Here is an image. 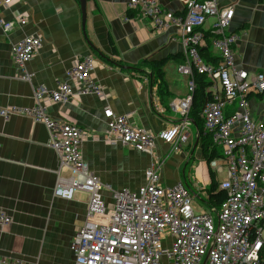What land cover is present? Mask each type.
<instances>
[{
  "label": "crops",
  "instance_id": "obj_1",
  "mask_svg": "<svg viewBox=\"0 0 264 264\" xmlns=\"http://www.w3.org/2000/svg\"><path fill=\"white\" fill-rule=\"evenodd\" d=\"M128 1L86 0L84 31L100 55L84 39L79 0H11L6 7L0 2L1 21L25 20L22 25L13 24L6 34L0 28V110L33 106V87L55 90L68 79L74 60L90 54L95 65L93 77L105 98L81 95L65 104H49L45 113L52 120L81 129L80 154L103 185L100 195L104 203H112V191L136 190L145 183L147 168L161 162L158 174L162 186L182 184L195 209H210L215 215L207 204V189L211 174L217 183L219 174L209 163L221 158V150L203 124V132L220 154L209 162L192 119L178 149L156 139L149 155L105 140V106L115 115L126 116L133 126L157 134L177 124L180 117L171 110L170 102L188 93L190 77L177 71L185 58L176 39L178 27L169 24L156 33L150 20L127 9ZM154 1L174 16H183V0ZM229 5L234 9L226 31L238 35L232 46L234 67L250 74L264 73V0H217L219 8ZM32 35L40 37L41 45L25 63L31 74L26 81L20 78L10 50L11 44ZM206 47L201 49L218 57L208 42ZM247 103L251 118L264 123V92L249 93ZM236 109L237 102L232 101L223 113L231 115ZM199 116L201 119V113ZM48 140L45 126L28 116H0V212L11 218L8 225L0 227V256L28 264H72L70 244L83 224L87 195L77 192L72 200L53 196L57 161L53 149L46 145Z\"/></svg>",
  "mask_w": 264,
  "mask_h": 264
},
{
  "label": "built area",
  "instance_id": "obj_2",
  "mask_svg": "<svg viewBox=\"0 0 264 264\" xmlns=\"http://www.w3.org/2000/svg\"><path fill=\"white\" fill-rule=\"evenodd\" d=\"M10 1L0 0L4 7ZM126 6L138 18L150 20L156 33L169 24L178 27L176 39L185 58L177 71L190 77L188 93L170 102L171 110L180 117L177 124L157 134L133 126L126 116L115 115L105 106L106 142L128 145L149 155L156 139L178 149L186 140L190 121L192 78L194 73L204 75L210 100L203 106L202 124L212 143L221 148V158L211 160L209 167L222 175L218 186L226 197L215 215L209 209H195L182 184L164 187L159 183V162L147 168L144 184L134 191H112V203L106 205L100 195L103 185L80 154L81 129L52 120L45 113L49 104H65L81 95L105 98L93 77L92 56L78 57L68 70V79L55 90L33 87V106L0 110L4 119L25 115L45 125L46 145L53 149L57 161L54 197L72 200L77 192L87 195L83 224L70 244L72 264H264L260 256L264 248V123L251 118L247 103L249 93L264 92V73L250 74L233 65L232 46L238 35L226 31L233 5L219 8L217 0H183V16H174L154 0H129ZM24 23L20 17L0 20V28L6 34L13 24ZM207 42L218 54L214 64L200 54ZM40 45V37L35 35L11 44V57L22 80L30 81L31 74L24 66ZM232 101L237 102L236 111L224 115V106ZM10 222L11 218L0 212V227ZM0 264L28 263L0 256Z\"/></svg>",
  "mask_w": 264,
  "mask_h": 264
},
{
  "label": "trees",
  "instance_id": "obj_3",
  "mask_svg": "<svg viewBox=\"0 0 264 264\" xmlns=\"http://www.w3.org/2000/svg\"><path fill=\"white\" fill-rule=\"evenodd\" d=\"M206 49H200L201 56L204 58L206 62L215 63L217 60V57L211 56V54ZM161 76H162V72L158 71V77L161 78ZM194 76H195L194 77L195 87H194L193 94H192V104L190 107L189 115L191 116L190 119H192L198 126L199 137L201 138V142H202L201 144L202 152H203V155L206 157L207 162H209L211 159L217 158L220 156L217 150L212 147V144H211V141L208 135L203 132L202 121L199 116L206 101L210 100V94L206 90L209 87V82L207 81L204 75L194 73ZM158 86L160 87V84ZM210 184L211 185L207 189L208 191L207 204L211 208H213L214 211L216 212L219 210V207L222 201L226 197V194L224 190L218 188V183L215 180V177L213 174H211Z\"/></svg>",
  "mask_w": 264,
  "mask_h": 264
},
{
  "label": "water",
  "instance_id": "obj_4",
  "mask_svg": "<svg viewBox=\"0 0 264 264\" xmlns=\"http://www.w3.org/2000/svg\"><path fill=\"white\" fill-rule=\"evenodd\" d=\"M79 7H80V12H81V28L83 32V36L87 44L94 50L97 51L96 48L88 41L85 31H84V24H85V19H86V0H79ZM99 54V52L97 51ZM100 55V54H99Z\"/></svg>",
  "mask_w": 264,
  "mask_h": 264
},
{
  "label": "rangeland",
  "instance_id": "obj_5",
  "mask_svg": "<svg viewBox=\"0 0 264 264\" xmlns=\"http://www.w3.org/2000/svg\"><path fill=\"white\" fill-rule=\"evenodd\" d=\"M253 92H255V91H253ZM39 123H41V122H39ZM43 124V123H42ZM44 125V124H43ZM45 126V125H44ZM220 150H221V148H220ZM218 178H219V180L222 178V175H218ZM192 193V192H191ZM199 193H201L200 191H199ZM194 193H192V195H193ZM201 194H203V193H201ZM204 195V194H203ZM192 203H193V201H192ZM261 238L264 240V223H263V229H262V232H261ZM260 256H261V259L262 260H264V248H263V250H262V252L260 253Z\"/></svg>",
  "mask_w": 264,
  "mask_h": 264
},
{
  "label": "bare ground",
  "instance_id": "obj_6",
  "mask_svg": "<svg viewBox=\"0 0 264 264\" xmlns=\"http://www.w3.org/2000/svg\"><path fill=\"white\" fill-rule=\"evenodd\" d=\"M194 77H195V76H193V78H192V84H193V86L195 87V83H194L195 80H194Z\"/></svg>",
  "mask_w": 264,
  "mask_h": 264
},
{
  "label": "clouds",
  "instance_id": "obj_7",
  "mask_svg": "<svg viewBox=\"0 0 264 264\" xmlns=\"http://www.w3.org/2000/svg\"><path fill=\"white\" fill-rule=\"evenodd\" d=\"M264 223V222H263ZM262 226H263V224H262Z\"/></svg>",
  "mask_w": 264,
  "mask_h": 264
}]
</instances>
